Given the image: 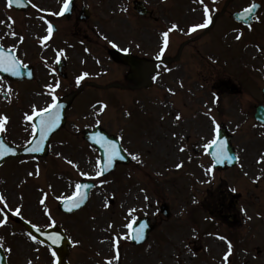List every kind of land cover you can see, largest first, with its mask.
<instances>
[{"label": "rangeland", "instance_id": "rangeland-1", "mask_svg": "<svg viewBox=\"0 0 264 264\" xmlns=\"http://www.w3.org/2000/svg\"><path fill=\"white\" fill-rule=\"evenodd\" d=\"M133 1L75 0L72 16L66 20L49 15L59 12L63 0H32L44 11L30 4L28 12L20 13L10 10L6 0H0V21L5 22L0 23V43L5 48L16 45L17 55L34 69V78L29 83L0 79V83L6 82V87L13 89L9 100L0 96V115L9 117L7 132L2 134L5 140L16 146L25 144L29 131L25 130L24 114L30 113L34 104L43 108L51 102L50 97L42 94L45 85L58 80L59 98L73 90L66 124L50 140L47 156L41 160L6 162L0 167V193L13 208L17 203L23 204V220L41 228H46L48 218L39 201L47 193L45 203L56 225L72 243L68 264H104L114 256L109 242L114 235L128 232L124 225L129 222L130 207L139 209L134 214L136 219L147 217L154 227L140 247H133L129 239L121 240L120 260L114 264H178V261L224 264L228 242L232 244V254L227 264H264V163H257L264 155V135H261L264 127L253 120L254 108L263 104L260 89L264 87V22L254 21L251 31L242 30L239 41L235 37L240 31L228 28L226 35L216 33L222 20L210 35L206 33L196 40L198 31L190 36L173 31L164 57L180 55L178 62L167 69L159 67L150 89L135 91L126 85L127 67L112 61L108 52H125L154 61L161 33L173 23L187 31L192 23L200 22L201 14L192 11L200 8L193 0H137L154 18L139 20L133 11ZM249 1L228 0L225 11L243 7ZM223 2L211 0L210 4L220 10ZM81 7L89 12L88 20L78 19ZM261 10L259 17L264 21V1ZM41 16L56 28L43 44L41 38L47 35V24ZM10 31L17 33V37L6 36ZM19 36L24 37L22 43ZM102 36H107L117 47L113 48ZM59 49L67 57L60 58L65 63L64 79L57 73L54 62ZM45 61L55 69L54 74H50ZM85 72L88 76L76 86V77ZM217 77L231 79L244 93L236 97V102L231 96H220L219 110L211 107L208 93ZM102 104L107 107L96 117L94 113ZM209 107L216 121L229 127L239 161L231 170L214 171V180L205 184L200 182L208 179L201 165L207 167L210 160L200 145L212 135L209 117L205 115ZM177 113L181 115L180 121L174 119ZM96 125L117 137L129 153H138L143 163L132 161L128 167H117L105 178L91 180L95 188L88 204L72 215H62L57 210L61 201L57 197L71 195L75 183L88 180L80 176V171L94 174L89 162H95L98 154L84 143L81 131ZM174 132L178 134L176 138ZM179 137L184 139L181 141ZM180 144L186 146L184 152L178 151ZM65 158L78 167L69 165ZM180 161L184 167L177 170L175 165ZM37 167L39 175L29 176ZM257 176L262 178L254 183ZM100 180L107 183L100 185ZM232 188L237 191H231ZM141 189H146L149 201H144ZM223 193L239 196L233 210L239 223L232 227L207 210L214 209L217 195ZM111 196L112 205L108 202ZM106 198L108 207L104 206ZM194 198L198 203H193ZM161 205L167 206L168 217L161 214ZM19 220L10 217L5 228H0L6 247L13 250L11 254L2 250L7 264H27L28 259L33 264H51L48 248L29 241ZM76 240L80 243L74 245ZM36 247L40 248L39 253L34 251Z\"/></svg>", "mask_w": 264, "mask_h": 264}, {"label": "snow or ice", "instance_id": "snow-or-ice-1", "mask_svg": "<svg viewBox=\"0 0 264 264\" xmlns=\"http://www.w3.org/2000/svg\"><path fill=\"white\" fill-rule=\"evenodd\" d=\"M28 3L31 4L33 8H38V6L34 3H32V0H28ZM194 4H197L200 6V8H193V12H200L201 19L200 22L192 23L187 31H184L179 27V25L173 23L167 30L163 31L161 33V41L159 45V51L156 54V59L159 61L161 60L165 52L169 48V38L170 33L173 31H182L184 32V35H192L193 33H196L198 30H204L208 29L211 25L214 24V10L209 7L207 3H205V0H193ZM213 3H215V0H213ZM23 0H7V7L12 8L13 6H22ZM71 6V0H63L62 7L59 12H52L49 13V15H64L65 12L70 10ZM261 8V5L259 3H256L255 0L247 6L242 9V11L238 12L236 14L237 19L244 22L249 30H252L253 25L250 21H256V22H264L260 20L259 15L257 14V10ZM38 11H44L43 9H39ZM121 11H127V9H121ZM9 20H12L11 17H8ZM41 20H44V22L47 24V35L41 38L42 44L49 40L52 36V33L54 31L53 25L49 23L43 16L40 17ZM0 23H5L4 21H0ZM11 25H9V28ZM243 33L239 32L235 39L239 41L242 37ZM6 36H11L13 38L17 37V33L14 31H10L6 33ZM102 39L108 40L107 36H102ZM18 40L20 43L23 42L24 37L19 36ZM108 43L112 45L113 48L117 47V45L111 41L108 40ZM259 48V46H257ZM66 57L65 51L63 49H59L56 51L55 56V63H60V58ZM211 59V58H210ZM46 67L50 68V74L55 73V69L51 68L47 64V61H45ZM28 69V65L22 61V59L17 55L16 53V45H12L11 47L5 48L3 43H0V73H8L13 77H22V76H32L31 71H26ZM88 76V73L85 72L79 76L76 77L75 84L76 86H79L81 84V81L85 79V77ZM182 86V85H181ZM60 88V82L57 80L55 83H49L45 85L46 91L42 93L43 95H46L50 97L51 102L46 103V106L43 108H38L35 104L32 105V110L30 113L24 114V119L26 123V131H29V138L25 142L23 150L28 153H40L45 151V143L48 141L49 136L60 127V123L62 120L61 115V109L63 108V105L58 102V97L56 95L57 89ZM172 94H175V92L172 89H169ZM13 93V89L11 87H6V82L0 83V96H3L4 99L9 100L11 95ZM214 103H218V100H214ZM96 107L95 105L93 106ZM107 107V105H101L100 109L94 113L96 117H99L101 113L104 111V109ZM212 109L211 107L208 108V111L205 113L206 116L209 117L211 123L209 126V131L212 134L210 139H206V142L200 145V147L203 149V154L205 156H208L210 158V163L207 167H204L201 165L203 169L204 176L208 177V179L200 181L201 183H211L214 180V170L216 169L217 165H223L226 162L231 164L233 160L239 161V156H233L229 152L228 148V141L221 139V125L216 121L215 117L211 115ZM175 121L181 120V115L177 113L175 115ZM9 122V117L7 115H0V134H4L7 132V125ZM97 124H99V120H97ZM261 127H264V122L261 123ZM173 137L176 138L178 136L177 133H172ZM261 135H264V133H261ZM92 141L95 144H98L99 147L103 150L104 156L98 157L95 162L90 161L89 163L92 165L93 173H88L84 171H80V176L84 177L88 180H96L99 177L104 176L109 170L113 167L116 160H124L125 155L123 153L128 152L126 148L123 147L121 143H117L113 139H110L108 136L103 135L100 132H96L92 137ZM122 139V138H121ZM179 139L182 141L184 138L179 137ZM186 150V146L183 144L178 145V151L184 152ZM16 149L14 147L9 146V144L6 142L5 138H3L2 135H0V161L4 160L6 157H8L10 154H14ZM57 155H60L59 153ZM130 158L133 161H136L137 163H143V161L140 158V155L138 153H128ZM66 159V162L69 165H72L73 167H78L74 164V162L71 159ZM257 163H264V155L260 157V159L257 161ZM184 167V162L180 161L175 165V168L177 170ZM159 174V173H158ZM29 176L31 175H39V167H37L35 173H28ZM247 175V173H245ZM262 177L257 176L253 179L254 183L259 182V180ZM107 183L106 180H100L99 184L103 185ZM93 187V184L90 183H80L77 182L74 185V190L71 195L60 198L57 197V199L61 200V203L64 207V209L71 213L74 211V209H79L85 201L88 199V191ZM231 191L235 192L237 191L236 188H232ZM141 192L144 193V201H149L150 197L147 195L146 189H141ZM22 199V197H21ZM47 200V193H43L42 198L39 201V204L43 206V214L48 218V224L46 227L48 229L54 228L56 226V221L51 215L45 201ZM193 203H198V201L194 198ZM105 207H108L107 198L105 200ZM23 204L17 203V205L13 208L9 205L7 198L0 193V228H5V226L9 223L10 217H19L21 220L24 219L23 216ZM128 218L129 222L124 225L126 229H128V232H122L119 236L114 235L112 237V240L109 242L112 249L115 252V255L111 258H108L105 260L104 264H114V262H118L120 260V241L121 240H128L129 238L132 240H135L136 242H140L144 238V229L147 228V224H140L139 228H135L134 224L136 222L135 213L139 211L136 207H130L128 210ZM242 211L245 212L246 210L242 209ZM249 219H251L249 217ZM29 223H31L29 221ZM112 227V225H109V229ZM31 228L35 230L34 234L32 231H28L25 233L27 239L31 241L35 245L44 246L48 248L51 256V264H60L59 258L57 257V250L54 248V246L59 245L62 241L70 239L69 237L63 236L59 231H45L41 227H39L37 224L32 223ZM193 232H195V229H193ZM12 235H15V233H12ZM219 240H226L224 236H217ZM80 241L76 240L73 241V244H79ZM7 241L4 236L0 235V250H3L4 252H7L9 254L12 253L11 247H6ZM191 251V249H189ZM35 252L39 253L40 248L36 247L34 249ZM232 254V244L228 242L227 244V250L223 255V262L224 264H227L229 261V256ZM195 255V253H193ZM39 257H37L38 259ZM4 257L0 256V260H3ZM27 264H33L32 259L27 260ZM178 264L180 262L178 261Z\"/></svg>", "mask_w": 264, "mask_h": 264}, {"label": "water", "instance_id": "water-1", "mask_svg": "<svg viewBox=\"0 0 264 264\" xmlns=\"http://www.w3.org/2000/svg\"><path fill=\"white\" fill-rule=\"evenodd\" d=\"M16 8H18V7H16ZM22 8H25L26 9V7H19L18 9H22ZM134 9L137 11V13L138 14H143V12H144V10H143V8H142V6H141V4L140 3H135L134 4ZM68 12V11H67ZM88 17V14H87V12H85V10H83V13H82V15H81V18H83V19H86ZM234 18L236 19L237 18V16L235 15L234 16ZM237 20H239V19H237ZM240 21V20H239ZM240 22H242V21H240ZM244 23V22H243ZM110 56L112 57V59L114 60V61H117V62H120V63H123V64H125V65H127L128 67H129V74L127 75V80L128 81H130L131 83H133L134 84V86H135V88H137V89H139V88H146V87H149V85H150V81H149V76L155 71V64H153V63H150V62H147V61H144V60H140V59H137V58H134V57H131V56H129V55H125V54H117V53H110ZM163 62V61H162ZM163 63H166L165 61L163 62ZM26 71H30V69H27ZM0 76H2V77H9V78H11V79H15L16 77H13V76H11L10 74H8V73H0ZM22 77H26V78H28L29 76H27V75H25V76H22ZM263 96H264V90H263ZM69 101H70V99L69 98H67V99H63L62 101H60L59 103L60 104H62L63 105V108L61 109V115H62V120H61V123H60V127H62V125H63V123H64V111H65V109H66V107L69 105ZM255 119L259 122V123H262V122H264V108H262V107H258L257 109H256V112H255ZM59 127V128H60ZM59 128H57L54 132H56ZM53 132V133H54ZM96 132H100L101 133V130H99L98 128L95 130V131H93L92 133H87V132H85L84 133V138L85 139H87L89 142H92V144L96 147V148H98L99 149V152H100V155H101V157H103L104 156V152H103V150L99 147V145L98 144H95L93 141H92V139H91V137L96 133ZM52 133V134H53ZM51 136V135H50ZM50 136H49V138H50ZM49 138H48V140H49ZM48 142V141H47ZM47 142L45 143V145H44V147H45V151H43V152H40V153H28V152H25L24 150H23V148H16V147H14L15 149H16V151H15V153L14 154H10L8 157H6L4 160H2V161H0V165L5 161V160H7V159H13V158H18V157H23V156H29V155H31V156H34V157H43V156H45V154H46V146H47ZM118 143V142H117ZM12 147V146H11ZM228 148H229V152H230V154H232V150H231V148L228 146ZM233 155V154H232ZM129 162V160L127 159V157H125V159L124 160H116L115 161V163H114V165H113V167L109 170V172L110 171H112L113 169H114V167H115V164H120V163H122V164H127ZM236 162V160L234 159L233 160V162L231 163V164H229V163H227L226 162V164L228 165V166H232L234 163ZM216 169H218V170H221V169H223V165H217V167H216ZM108 173V172H107ZM106 173V174H107ZM105 174V175H106ZM90 190V189H89ZM89 190H87L88 191V194H89ZM87 202V200L85 201V203ZM84 203V204H85ZM83 204V205H84ZM82 205V206H83ZM81 206V207H82ZM80 207V208H81ZM60 208H61V210L62 211H64V212H66V213H69V212H67L65 209H64V207H63V205H62V203H61V205H60ZM166 208H164V210H165ZM74 210H77V209H74ZM22 224L25 226V228H26V230L27 231H32L34 234H36L35 233V230L34 229H32L31 228V226H29V225H27V224H25V223H23L22 222ZM46 231H59L62 235H63V233L57 228V227H54L53 229H49V230H46ZM36 235H38V234H36ZM67 246H68V242H67V240H64V241H62L59 245H56V246H54V248L57 250V257L59 258V261H60V264H65V262H64V259H65V256L67 255ZM0 256H2L3 257V255H2V253H1V250H0ZM0 264H5V259H3V260H0Z\"/></svg>", "mask_w": 264, "mask_h": 264}, {"label": "flooded vegetation", "instance_id": "flooded-vegetation-1", "mask_svg": "<svg viewBox=\"0 0 264 264\" xmlns=\"http://www.w3.org/2000/svg\"><path fill=\"white\" fill-rule=\"evenodd\" d=\"M250 2H253V1H250ZM247 6H245V7H247ZM242 9L243 8H241L239 10H242ZM218 18H221V19L224 18L225 19L224 21H222V24L224 26H226V27H229L230 25L235 24L230 19V11L226 12L225 8L224 9L222 8L220 10V12H218ZM141 19H145V20H151L152 19L153 20L154 18L152 16V12H148V14L143 16ZM213 19H214V24L213 25H215V23H216V20H215L216 19V15H214ZM232 87H233V85H232V83L229 80H225V81L218 80V81L215 82L214 90H211V93L213 95H215V96H216L215 93H223L225 95L233 97L234 99L232 101L236 102L237 101L236 97H240V96L242 97V96H244V93H243L242 89L240 90V88H239V91L236 94H231L230 93V89ZM234 203H235V201L231 200L230 203H228L226 207L221 206L220 207L221 211L218 214H220L219 215L220 217H223L224 215H229L230 214L229 216L234 218V223L238 224L239 222H238V219H237V215L232 212V210L235 209L233 207Z\"/></svg>", "mask_w": 264, "mask_h": 264}, {"label": "bare ground", "instance_id": "bare-ground-1", "mask_svg": "<svg viewBox=\"0 0 264 264\" xmlns=\"http://www.w3.org/2000/svg\"><path fill=\"white\" fill-rule=\"evenodd\" d=\"M218 246H213V248L217 249Z\"/></svg>", "mask_w": 264, "mask_h": 264}]
</instances>
